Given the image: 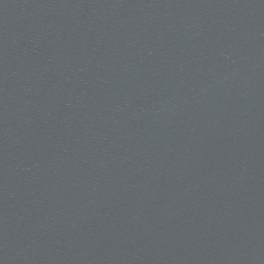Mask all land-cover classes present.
Instances as JSON below:
<instances>
[{
	"label": "water",
	"instance_id": "obj_1",
	"mask_svg": "<svg viewBox=\"0 0 264 264\" xmlns=\"http://www.w3.org/2000/svg\"><path fill=\"white\" fill-rule=\"evenodd\" d=\"M0 264H264V0H0Z\"/></svg>",
	"mask_w": 264,
	"mask_h": 264
}]
</instances>
